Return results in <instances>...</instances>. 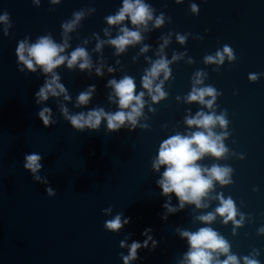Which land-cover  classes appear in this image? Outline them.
I'll use <instances>...</instances> for the list:
<instances>
[{
    "label": "water",
    "instance_id": "95a60500",
    "mask_svg": "<svg viewBox=\"0 0 264 264\" xmlns=\"http://www.w3.org/2000/svg\"><path fill=\"white\" fill-rule=\"evenodd\" d=\"M123 3L0 0V17L7 16L0 22V264H126L133 243L140 247L127 264H186L190 245L181 233L201 228L222 237L239 264H264V0H143L152 13L146 26L128 18L109 24ZM125 27L141 39L118 52L110 41ZM44 37L66 44L64 56L83 48L90 67L65 61L51 73L30 70L17 49ZM225 47L231 58L207 62ZM161 59L170 76L155 80L165 96L154 102L142 81ZM53 75L64 91L41 99ZM125 77L136 95L144 93L135 124L110 129L102 118L96 128L73 126L69 117L121 111L110 82ZM194 87L215 90L211 108L188 101ZM84 93L87 104L78 99ZM199 112L226 120L213 128L226 152L197 163L230 169V183L214 181L205 207H181L174 193L164 194L165 167L157 170L155 161L170 137L202 131L186 123ZM33 154L41 165L35 173L25 167ZM221 196L234 202L239 226L216 214ZM210 213L212 222L200 220ZM117 216L121 226L113 230L107 225Z\"/></svg>",
    "mask_w": 264,
    "mask_h": 264
},
{
    "label": "clouds",
    "instance_id": "9594fccd",
    "mask_svg": "<svg viewBox=\"0 0 264 264\" xmlns=\"http://www.w3.org/2000/svg\"><path fill=\"white\" fill-rule=\"evenodd\" d=\"M195 11V6H193ZM131 20L133 25H147L148 21L152 20V13L149 7L143 3V0H124L123 7L117 15L108 18V23L111 25L121 24L125 19ZM79 16H77V20ZM7 20V16L0 17V22ZM162 19L156 21L159 26ZM73 24L65 25L66 31H71ZM122 35L110 41L116 47L118 52H123L126 46L140 41L141 36L137 31H130L128 28L121 29ZM181 43L183 39L181 38ZM67 45H58L50 38H41L33 45L21 43L17 49L19 60L23 62L30 70H35V66H39L45 73L53 72V69L59 67L67 61L69 68L73 67L79 62V67L85 69L90 67L88 54L83 48L74 50L70 57L62 55ZM99 47V46H98ZM146 51V49H145ZM224 54L230 58L232 56L231 50L227 47L224 53H217V57H208L207 62H220L224 60ZM109 71H112L109 69ZM160 73H164V78L170 76L168 68V61L161 59L153 64L151 69L143 77L142 86L147 89L154 102L164 98L165 93L162 90L161 84H154ZM97 74H102L97 69ZM255 79V77H252ZM202 81L198 78L196 84ZM115 90L116 96L119 98V106L122 109L114 114H106L102 110L89 112L86 116L79 115L69 117L73 126L83 128L88 126L96 128L100 125L102 118L107 120L110 129H117L126 120L132 124L136 123V119L141 115V110L144 106V93L141 92L136 95V85L132 78L125 77L119 82L113 80L110 82ZM57 89L60 92L64 91L63 86L59 83V77L53 75L51 81L42 88L39 92V97L46 100L48 93L53 96L57 95ZM215 90L210 87L193 88L192 93L187 97L189 102H199L208 108L212 107L215 100ZM205 97H211V100H206ZM81 104H87L90 99L88 93L79 96ZM131 109L124 111V109ZM47 110L41 112V118L45 124L48 123V116L45 114ZM186 123L190 127H197L202 131H196L189 136L176 135L170 137L161 144L158 158L155 161L157 170L161 166L165 167L163 178L160 180V186L165 195L174 193L181 201V207L185 202L194 203L198 208L205 207L202 203L209 192L213 189L214 181L221 185L230 183L229 173L230 169L219 166H213L211 169L202 168L197 161L201 160L205 155H212L216 158L222 157L226 148L222 143V137L213 132V128L219 124L221 127H226V120L223 116H216L213 114H205L199 112L194 118L187 119ZM27 163L25 167L30 169L33 173L37 172L41 165L39 163L40 157L38 155H30L26 157ZM220 206L216 209V214L224 218V222L232 221L237 226L239 222L236 221V207L231 199H223L219 197ZM215 219V214H208L200 217V220L205 223H210ZM109 228L119 229L120 218L117 216L113 221L108 222ZM182 236L188 239L190 251L185 257L186 264H239L236 256L230 254V247L228 243L220 237L211 228H201L195 233L183 232ZM140 245L133 243L130 249V257L125 258L126 264L128 259H134L136 250ZM220 255H224L226 259L221 261ZM244 264H258L254 259H244Z\"/></svg>",
    "mask_w": 264,
    "mask_h": 264
}]
</instances>
